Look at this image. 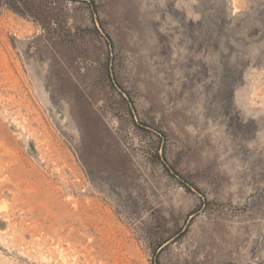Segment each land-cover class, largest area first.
<instances>
[{
    "label": "rangeland",
    "instance_id": "obj_1",
    "mask_svg": "<svg viewBox=\"0 0 264 264\" xmlns=\"http://www.w3.org/2000/svg\"><path fill=\"white\" fill-rule=\"evenodd\" d=\"M0 264H264V0H0Z\"/></svg>",
    "mask_w": 264,
    "mask_h": 264
}]
</instances>
